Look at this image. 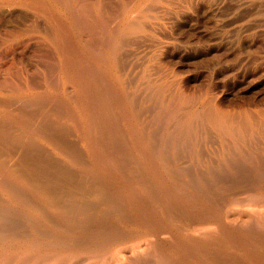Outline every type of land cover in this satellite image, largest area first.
Wrapping results in <instances>:
<instances>
[{"label":"rangeland","instance_id":"1","mask_svg":"<svg viewBox=\"0 0 264 264\" xmlns=\"http://www.w3.org/2000/svg\"><path fill=\"white\" fill-rule=\"evenodd\" d=\"M0 127V264H264V0H0Z\"/></svg>","mask_w":264,"mask_h":264},{"label":"bare ground","instance_id":"2","mask_svg":"<svg viewBox=\"0 0 264 264\" xmlns=\"http://www.w3.org/2000/svg\"><path fill=\"white\" fill-rule=\"evenodd\" d=\"M50 6H51V5H50ZM52 9H53V8H52ZM87 65H88V64H87ZM86 68H87V67H86ZM19 103H20V102H19ZM13 106H14V105H13ZM24 107H25V106H24ZM56 108H57V107H56ZM25 109H26V108H25ZM218 112L220 113V111H218ZM218 112H217V113H218ZM219 113H218V114H219ZM224 116H225V114H224ZM215 117H216V116H215ZM223 118H224V117H223ZM213 119H214V117H213ZM91 121H92V120H91ZM215 121H217V120H215ZM31 123H32V122H31ZM214 123H215V122H214ZM216 125H217V124H216ZM219 125H220V124H219ZM221 125H222V123H221ZM221 125H220V126H221ZM0 128H1V127H0ZM43 129H44V128H43ZM61 130H62V129H61ZM96 131H97V130H96ZM64 136H65V135H64ZM257 139H258V138H257ZM149 141H150V140H149ZM205 141H206V140H205ZM186 145H187V144H186ZM11 149H12V148H11ZM31 153H32V152H31ZM205 154H206V153H205ZM205 154H204V155H205ZM40 156H41V155H40ZM200 156H202V155H200ZM25 158H26V157H25ZM205 158H206V157H205ZM210 158H211V157H210ZM211 159H212V158H211ZM27 161H28V160H27ZM211 161H212V160H211ZM212 162H213V161H212ZM212 162H211V163H212ZM59 164H60V163H59ZM207 165H208V162H207ZM231 165H232V164H231ZM20 166H21V165H20ZM43 167H44V166H43ZM22 168H23V167H22ZM68 169H69V168H68ZM31 176H32V175H31ZM62 178H63V176H62ZM240 178H241V177H240ZM13 185H14V184H13ZM232 186H233V185H232ZM233 188H234V187H233ZM52 195H53V194H52ZM208 195H209V194H208ZM247 195H248V194H247ZM256 195H257V194H256ZM250 196H251V195H250ZM258 196H259V195H258ZM260 197H261V196H260ZM261 199H262V198H261ZM261 199H260V200H261ZM262 201H263V200H262ZM256 205H257V204H256ZM246 206H247V205H246ZM251 209H252V208H251ZM73 210H74V209H73ZM261 214H262V213H261ZM206 226H207V225H206ZM259 226H260V225H259ZM211 230H212V229H211ZM203 235H204V234H203ZM211 235H212V234H211ZM146 238H147V237H146ZM209 238H210V237H209ZM134 246H135V245H134ZM150 248H151V247H150ZM131 249H132V248H131ZM152 251H153V250H152ZM55 257H56V256H55ZM71 259H72V258H71ZM99 259H100V258H99ZM156 259H157V258H156ZM6 261H7V260H6ZM160 261H161V260H160ZM160 261H159V262H160ZM54 262H55V261H54ZM6 263H7V262H6ZM19 263H20V262H19ZM25 263H26V262H25ZM161 264H162V263H161Z\"/></svg>","mask_w":264,"mask_h":264}]
</instances>
